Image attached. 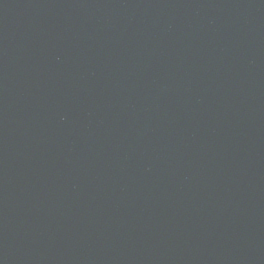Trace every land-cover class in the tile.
Masks as SVG:
<instances>
[{
  "label": "water",
  "instance_id": "water-1",
  "mask_svg": "<svg viewBox=\"0 0 264 264\" xmlns=\"http://www.w3.org/2000/svg\"><path fill=\"white\" fill-rule=\"evenodd\" d=\"M0 264H264V0H0Z\"/></svg>",
  "mask_w": 264,
  "mask_h": 264
}]
</instances>
